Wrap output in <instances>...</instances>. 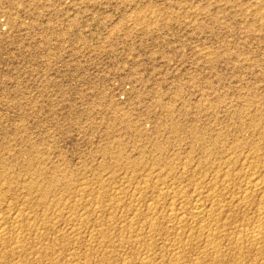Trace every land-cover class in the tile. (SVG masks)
<instances>
[{"label":"rangeland","instance_id":"374dc122","mask_svg":"<svg viewBox=\"0 0 264 264\" xmlns=\"http://www.w3.org/2000/svg\"><path fill=\"white\" fill-rule=\"evenodd\" d=\"M258 182L264 0H0V220L20 215L26 235L0 242V264H137L149 246L158 264H264V227L247 242L264 226ZM173 207L211 226L172 254Z\"/></svg>","mask_w":264,"mask_h":264},{"label":"bare ground","instance_id":"6f19581e","mask_svg":"<svg viewBox=\"0 0 264 264\" xmlns=\"http://www.w3.org/2000/svg\"><path fill=\"white\" fill-rule=\"evenodd\" d=\"M257 158V157H256ZM255 159V158H254ZM31 162V161H30ZM29 162V163H30ZM251 163V162H250ZM28 167V166H27ZM29 170V169H28ZM154 171V170H153ZM32 173V172H31ZM153 174V173H152ZM227 175V174H226ZM4 176V175H3ZM216 176V175H215ZM256 176V175H255ZM31 177V176H30ZM2 178V177H1ZM215 178V177H214ZM219 179V178H218ZM151 180V179H150ZM156 180V179H155ZM157 181V180H156ZM49 182V181H48ZM52 182V183H51ZM50 183L52 184V185H55L56 184V181H51ZM155 182V181H154ZM225 182V181H224ZM159 183V182H158ZM162 183V182H161ZM50 184V185H51ZM67 184V183H66ZM49 185V184H48ZM47 185V187H49ZM51 185V186H52ZM162 185V184H161ZM249 185V184H248ZM253 185V184H252ZM50 186V187H51ZM172 186V185H171ZM221 186V185H220ZM256 186V188L258 189H256L257 191H261L262 193H264V184L262 185L260 182H258V183H256L255 185H254V187ZM2 187V186H1ZM47 187L46 188H44V189H39V192H40V194H41V197L42 198H45L46 199V197H47V195L49 194V192H50V189L48 190L47 189ZM84 187H85V185H84ZM28 188V187H27ZM33 188V187H32ZM52 188V187H51ZM147 188H148V186H147ZM146 188V189H147ZM154 188H155V186H154ZM251 188V187H250ZM35 189V188H34ZM37 189V188H36ZM104 190V189H103ZM109 190V189H108ZM159 190V189H158ZM243 190V189H242ZM37 191H38V189H37ZM119 191V190H118ZM124 191V190H123ZM135 191V190H134ZM162 191V190H161ZM251 191H253V190H251ZM251 191H245V193L243 194V195H245L243 198V200H246V199H248V198H250L252 195H253V193L251 192ZM28 192V191H27ZM120 192V191H119ZM129 192V191H128ZM167 192V191H166ZM166 192H164L165 194H162V196L163 197H165V195L166 196H168V195H170V194H166ZM30 193V192H29ZM83 193V192H82ZM124 193V192H123ZM137 193V192H136ZM135 193V194H136ZM175 193V192H174ZM181 193V192H180ZM185 193H186V191H185ZM184 193V194H185ZM260 193V192H259ZM80 194V193H79ZM140 194V193H139ZM142 194V193H141ZM158 194V193H157ZM160 193H159V196L161 195ZM215 194H216V192H215ZM255 194V193H254ZM35 195V194H34ZM88 195V194H87ZM128 195V194H127ZM171 195H172V193H171ZM178 195H179V193H178ZM182 195V194H181ZM211 194L209 193V196H210ZM212 195H213V193H212ZM40 196V195H39ZM119 196H122V194L120 195V193H119ZM118 196V197H119ZM136 196V195H135ZM173 196V195H172ZM171 196V197H172ZM180 196V195H179ZM220 196V195H219ZM235 196V195H234ZM260 196H261V194H260ZM53 197V196H52ZM82 197V196H81ZM107 197V196H106ZM149 197V196H148ZM174 197V196H173ZM181 197V196H180ZM182 197H183V195H182ZM204 197V196H203ZM5 198V197H4ZM34 198V197H33ZM142 198V197H141ZM168 198V197H167ZM206 198V197H205ZM210 198H212V196L210 197ZM259 198V197H258ZM107 199V198H106ZM140 199V198H139ZM165 199V198H164ZM168 199H170V197L168 198ZM167 199V200H168ZM173 199V198H172ZM176 199V198H175ZM183 199V198H182ZM200 199V198H199ZM207 199V198H206ZM209 199V198H208ZM212 199H214V198H212ZM216 199V198H215ZM225 199V198H224ZM7 200V199H6ZM81 200V199H80ZM83 200V199H82ZM85 200V199H84ZM221 200V199H220ZM223 200V199H222ZM239 200V199H238ZM34 201V200H33ZM130 201V200H129ZM135 201V200H134ZM151 201V200H150ZM165 201V200H164ZM170 201H172V200H170ZM174 201V200H173ZM176 201V200H175ZM175 201H174V204H175ZM188 201V200H187ZM199 201V200H198ZM201 201V200H200ZM213 201V200H212ZM249 201V200H248ZM263 201V200H262ZM102 202V201H101ZM114 202V201H113ZM141 202V201H140ZM177 202H178V200H177ZM197 202V201H196ZM195 202V203H196ZM211 202V201H210ZM240 202V201H239ZM53 203V202H52ZM100 203V202H99ZM133 203H135V202H133ZM153 203V205L152 206H157V205H159L160 203H158L157 201L154 203V202H152ZM151 203V204H152ZM194 203V204H195ZM200 203V202H199ZM199 203H198V205H199ZM217 203V202H216ZM2 204V203H1ZM44 204V203H43ZM150 204V203H149ZM171 204V203H170ZM174 204H173V206H174ZM178 203H176V205H177ZM183 204H185V203H183ZM232 204V203H231ZM244 204V203H243ZM4 205V204H3ZM22 205V204H21ZM48 205V204H47ZM100 205V204H99ZM110 205V204H109ZM113 205V204H112ZM187 205H189V204H187ZM196 206L193 208L194 209V211L196 212V215H198V214H202V213H204V212H206V211H203V207H200V206H198L197 205V203L195 204ZM224 205V204H223ZM248 205V204H247ZM1 206V205H0ZM46 206V205H45ZM91 206V205H90ZM179 206H180V204H179ZM216 206H217V204H216ZM10 207V206H9ZM32 207V206H31ZM31 207H29L30 209H31ZM38 207V206H37ZM98 207V206H97ZM113 207V206H112ZM160 207V206H159ZM186 207V206H185ZM220 207V206H219ZM221 207H223V206H221ZM12 208V207H11ZM10 208V209H11ZM40 208V207H39ZM110 208V207H109ZM119 208V207H118ZM153 207H151V209H152ZM158 208V207H157ZM156 208V209H157ZM175 207H173L172 209H170V211L168 212V214L165 216V220H163V221H165L166 222V225H167V230L168 229H170V230H172L173 229V231H175V233H174V237H175V241H174V243L173 244H171L170 245V247L168 246V248H171L170 250L172 251V254H173V252L176 250V249H180L181 247H183V246H185L186 244H184L183 243V241H182V239L184 238V236L187 234V233H189V237H192L191 235L194 233V231H200V232H202V231H205L206 229H209V227L211 226V223L209 224V223H201V222H196V224H194V226L193 227H191L190 225H189V223L190 222H188V219H189V217H188V219L186 220L184 217H182L179 213L180 212H178V210L179 209H174ZM182 208V207H181ZM187 208V207H186ZM189 208H190V206H189ZM205 208V207H204ZM217 208V207H216ZM216 208H214V209H216ZM263 208V207H262ZM261 208V209H262ZM26 209V208H25ZM44 209V208H43ZM79 209V208H78ZM82 209V208H81ZM125 209V208H124ZM150 208H149V210H151ZM167 209V208H166ZM169 209H167V211L169 210ZM192 209V210H193ZM206 209V208H205ZM208 209V208H207ZM206 209V210H207ZM211 210H212V208H210ZM213 209V210H214ZM240 209V208H239ZM15 210V209H14ZM19 210V209H18ZM142 210V209H141ZM183 210V209H182ZM191 210V209H190ZM209 210V209H208ZM221 210V209H220ZM84 211H85V209H84ZM102 211V210H101ZM116 211H118V210H116ZM133 211V210H132ZM143 211V210H142ZM154 211V210H153ZM179 211H181V209L179 210ZM187 211V210H186ZM218 211V210H217ZM223 211V210H222ZM231 211V210H230ZM21 211H19V213H20ZM23 212V211H22ZM57 212V211H56ZM134 212V211H133ZM160 212H162V211H160ZM185 212V211H184ZM190 212V211H189ZM192 212V211H191ZM195 212H192L193 214L195 213ZM211 213H212V211H210ZM209 212V213H210ZM264 212V211H263ZM14 213V212H13ZM50 213V212H49ZM104 213V212H103ZM147 213V212H146ZM154 213H155V211H154ZM163 213V212H162ZM208 213V212H207ZM214 213H216V211L214 210ZM213 213V214H214ZM218 213H219V211H218ZM262 213V212H261ZM18 214V213H17ZM16 214V215H17ZM23 214V213H22ZM105 214V213H104ZM134 214H135V212H134ZM158 214V213H157ZM260 214V213H259ZM4 215V214H3ZM27 215V214H26ZM28 215H29V213H28ZM62 215V214H61ZM71 215V214H70ZM73 215V214H72ZM79 215V214H78ZM112 215V214H111ZM115 215V214H114ZM139 215H141V214H139ZM195 215V214H194ZM204 215V214H203ZM228 215V214H227ZM18 216H20V215H18ZM17 216V217H18ZM32 216H33V214H32ZM156 216V215H155ZM184 216V215H183ZM186 216V215H185ZM208 216H210L209 214H208ZM217 216V215H216ZM16 217V218H17ZM70 217V216H69ZM74 217V216H73ZM72 217V218H73ZM80 217V216H79ZM79 217H78V219H79ZM89 217V216H88ZM97 217V216H96ZM105 217V216H104ZM129 217V216H128ZM199 217H200V215H199ZM198 217V218H199ZM16 218H15V222L11 225V224H9L8 226H10V227H8L6 224H7V222L5 223L4 221V223L2 222V220L3 219H1L0 220V242L2 243H5V245H6V242H7V240H8V236L9 235H11L12 234V232L11 231H16V232H18V234L16 235V238L14 239V243H13V245L12 246H14V247H12L11 248V251L12 252H15V249L16 250H20V249H22L24 246H25V243H26V238H25V236L26 235H23V233H25V232H23L22 230H20V228H18L17 227V220H16ZM98 218V217H97ZM134 218H135V216H134ZM137 218L138 219H140L138 216H137ZM143 218H144V216H143ZM142 218V219H143ZM18 219V218H17ZM43 219V218H42ZM53 219V218H52ZM57 219V218H56ZM61 219V218H60ZM65 219V218H64ZM77 219V218H76ZM86 219V218H85ZM132 220L130 221V222H128V225L130 226V227H128V228H131L132 226H135L136 224H135V220L133 219V218H131ZM136 219V218H135ZM155 219V218H154ZM157 219H161V218H157ZM193 219V218H192ZM191 219V220H192ZM196 219V218H195ZM195 219H194V221H195ZM206 219V218H205ZM208 219V218H207ZM261 219H263V218H261ZM40 220V219H39ZM46 220V219H45ZM112 220V219H111ZM128 220V219H127ZM264 220V219H263ZM49 221V220H48ZM55 221V220H54ZM65 221H67V220H65ZM70 221V220H69ZM73 221V220H72ZM144 221V220H143ZM146 221V220H145ZM218 221V220H217ZM236 221V220H235ZM40 222V221H39ZM42 222V221H41ZM56 222H58V221H56ZM99 222V221H98ZM114 222V221H113ZM126 222V221H125ZM150 222V221H149ZM192 222V221H191ZM202 222H203V220H202ZM213 222V221H212ZM258 222H259V220H258ZM49 223V222H48ZM119 223V222H118ZM146 223H148V221L146 222ZM214 223V222H213ZM212 223V224H213ZM22 224V223H21ZM80 224V223H79ZM90 224V223H89ZM126 224V223H125ZM142 224V223H141ZM140 224V225H141ZM163 224H164V222L162 223H160L159 222V220L158 221H153V222H150L149 224H148V229H149V231H150V233H151V231H157V232H159V231H161V229L163 228ZM193 224V223H192ZM218 224V223H217ZM228 224V223H227ZM245 224V223H244ZM259 224H260V222H259ZM20 225V224H19ZM36 225V224H35ZM39 225V224H38ZM51 225V224H50ZM53 225V224H52ZM143 225V224H142ZM145 225V224H144ZM165 225V224H164ZM225 225V224H224ZM261 225V224H260ZM260 225L256 228V229H254V232H253V234L252 233H250V232H248L249 233V235H251L252 234V236L251 237H249V236H247V237H249L252 241H247V242H256V241H258V239H259V236H261L263 233H262V227H264V226H261L260 227ZM25 226H26V224H25ZM49 226V225H48ZM54 226H55V224H54ZM57 226H59L58 224H57ZM79 226V225H78ZM97 226V225H96ZM104 226V225H103ZM108 226V225H107ZM138 226V225H137ZM245 226V225H244ZM249 226V225H248ZM27 227V226H26ZM33 227H35V226H33ZM37 227H39V226H37ZM53 227V226H52ZM74 227V226H73ZM80 227V226H79ZM84 227V226H83ZM94 227V226H93ZM101 227V226H100ZM110 227V226H109ZM117 227V226H116ZM123 227V226H122ZM136 227V226H135ZM213 227V226H212ZM215 227H216V225H215ZM252 227V226H251ZM64 228V227H63ZM95 228V227H94ZM105 228V227H104ZM126 228V227H125ZM137 228V227H136ZM145 228H147V227H144V229ZM223 228V227H222ZM242 228V227H241ZM53 229H54V227H53ZM65 229H66V227H65ZM80 229V228H79ZM97 229H98V227H97ZM112 229V228H111ZM123 229V228H122ZM141 229V228H140ZM224 229V228H223ZM225 229H226V226H225ZM237 229V228H236ZM264 229V228H263ZM44 230V229H43ZM48 230V229H47ZM55 230V229H54ZM130 230V229H129ZM128 230V231H129ZM133 230V229H132ZM132 230H130V231H132ZM135 230V229H134ZM147 230V229H146ZM179 230H181L180 232H179ZM211 230V229H210ZM213 230V229H212ZM217 230V229H216ZM246 230H247V228H246ZM250 230V229H249ZM27 231V230H26ZM28 231H31V229L30 230H28ZM77 229H75V227L74 228H71V229H69V230H67V231H64L63 233H60L59 235L61 236V234L63 235V236H61V237H63L64 239L65 238H71V235H74L75 233H77ZM137 231V230H136ZM142 231V230H141ZM149 231H147V232H149ZM172 231V232H173ZM178 231V232H177ZM215 231V230H214ZM252 231V230H251ZM146 232V233H147ZM152 232V233H153ZM163 232V231H162ZM168 232V231H167ZM205 232H207V231H205ZM213 232V231H212ZM217 232V231H216ZM216 232H214V233H216ZM241 232V231H240ZM26 233H28V232H26ZM46 233H48V232H46ZM134 233H135V231H134ZM134 233H132V234H134ZM149 233V235L148 236H150L151 234ZM169 233H170V231H169ZM197 233V232H196ZM208 233V232H207ZM217 233H219V232H217ZM230 233V232H229ZM246 233V232H245ZM247 233V234H248ZM125 234V233H124ZM130 234V233H129ZM138 234H139V231H138ZM155 234V233H154ZM159 234V233H158ZM161 234V233H160ZM163 235L164 234H166V232H164V233H162ZM198 234V233H197ZM210 232H209V234H208V237H209V239H210V237H212V236H210ZM231 234V233H230ZM243 234V233H242ZM58 235V234H57ZM58 235V236H59ZM78 235H80V233L79 234H77V236ZM89 235H90V233H89ZM93 235V234H92ZM106 235V234H105ZM112 235V234H111ZM135 235H136V233H135ZM156 235V234H155ZM203 235V234H202ZM205 235H207V234H205ZM205 235H204V237H205ZM81 236V235H80ZM91 236V235H90ZM241 236V235H240ZM41 237H43V236H41ZM40 237V238H41ZM57 237V236H56ZM98 237V236H97ZM122 237V236H121ZM139 237H141L140 235H139ZM151 237V236H150ZM154 237V236H153ZM201 237V236H200ZM203 237V236H202ZM201 237V238H202ZM262 237V236H261ZM263 237H264V234H263ZM79 238V237H78ZM77 238V239H78ZM92 238V237H91ZM133 238V237H132ZM145 238V237H144ZM155 238H156V236H155ZM155 238H154V240H155ZM172 238V237H171ZM206 238V237H205ZM215 238V237H214ZM246 238V237H245ZM248 238V239H249ZM59 239V238H58ZM62 239V238H61ZM60 239V240H61ZM90 239V238H89ZM94 239V238H93ZM92 239V240H93ZM99 239V238H98ZM97 238H96V240H98ZM114 239V238H113ZM117 239H119V238H117ZM148 239V238H147ZM146 239V240H147ZM150 239V238H149ZM207 239L208 240V242H206V243H208V245H213V244H215L214 242H212V240L210 239ZM240 239V238H239ZM262 239V238H261ZM73 240V239H72ZM91 240V239H90ZM99 240H101V239H99ZM98 240V241H99ZM104 240V239H103ZM106 240H108V239H106ZM105 240V241H106ZM126 240H127V238H126ZM125 240V241H126ZM142 240V239H141ZM192 240V239H191ZM204 240H206V239H204ZM206 240V241H207ZM221 240V239H220ZM244 240V239H243ZM245 240H247V239H245ZM44 241V240H43ZM94 241V240H93ZM109 241V240H108ZM123 241V240H122ZM124 241V242H125ZM240 241V240H239ZM10 242V241H9ZM28 242V241H27ZM30 242V241H29ZM70 242V241H69ZM90 242V241H89ZM107 242V241H106ZM118 242V241H117ZM127 242V241H126ZM130 242V241H129ZM153 242V241H152ZM237 242H238V240H237ZM243 242V241H242ZM245 242V241H244ZM243 242V243H244ZM43 243V242H42ZM64 243V242H63ZM88 243V242H87ZM116 243V242H115ZM145 243V242H144ZM170 243V242H169ZM221 243V242H220ZM243 243H240V244H243ZM260 243V242H259ZM258 242H257V244L256 245H258L259 244ZM9 244V243H8ZM48 244H50V243H48ZM54 244V243H53ZM74 244V243H73ZM120 244V243H119ZM128 244V243H127ZM126 244V245H127ZM131 244H132V246L134 247V248H138L139 247V245L141 244H139L138 242H137V240L136 241H132L131 242ZM148 244V243H147ZM164 244V243H163ZM253 244V243H252ZM3 245V244H2ZM94 245H95V243H94ZM105 245V244H104ZM107 245V244H106ZM121 245V244H120ZM124 245V244H123ZM130 245V244H129ZM144 244H142L141 246H143ZM149 245V244H148ZM166 245V244H165ZM230 245V244H229ZM236 245V244H235ZM248 245V244H247ZM250 245V244H249ZM61 246V245H60ZM98 246V245H97ZM125 246V245H124ZM145 246V245H144ZM147 246V245H146ZM188 246V245H187ZM45 247H47V246H45ZM126 247V246H125ZM156 248H157V246H155ZM214 247H215V245H214ZM222 247V246H221ZM241 247V246H240ZM260 247H261V245H260ZM28 248V247H27ZM30 248V247H29ZM64 248V247H63ZM90 248V247H89ZM103 248V247H102ZM166 248V247H165ZM185 248V247H184ZM206 248H208L209 249V247L207 246ZM220 248V247H219ZM263 248V247H262ZM47 249V248H46ZM78 249V248H77ZM144 249H145V247H144ZM197 249H199V248H197ZM218 249V248H217ZM253 249V248H252ZM48 250V249H47ZM46 250V251H47ZM61 250V249H60ZM93 250V249H92ZM123 250V249H122ZM133 250V249H132ZM138 250H140V249H138ZM146 251V254H147V256L146 257H144V258H142L141 260H139V264H158V263H155L153 260H152V258H151V253H152V251L154 250H152V247L151 246H149L148 248L146 247V249H145ZM204 250V249H203ZM241 250V249H240ZM40 251V250H39ZM74 251V250H73ZM136 251V250H135ZM142 251H144V250H142ZM157 251V250H156ZM243 251V250H242ZM261 251V250H260ZM5 252V251H4ZM83 252V251H82ZM113 252V251H112ZM131 252H133V251H131ZM154 252V251H153ZM169 252V251H168ZM175 252H177V251H175ZM174 252V253H175ZM238 252H240V251H238ZM259 252V251H258ZM1 253V252H0ZM20 253H21V251H20ZM19 253V254H20ZM22 253H23V250H22ZM22 253L20 254V255H22ZM48 253V252H47ZM71 253V252H70ZM136 253V252H135ZM138 253H139V251H138ZM144 253V252H143ZM143 253L141 252V254L143 255ZM170 253V252H169ZM212 253V252H211ZM215 253V252H214ZM264 253V252H263ZM15 254V253H14ZM55 254V253H54ZM61 254V253H60ZM93 254V253H92ZM99 254V253H98ZM134 254V253H133ZM171 254V253H170ZM191 254V253H190ZM208 254V253H207ZM219 254V253H218ZM259 254V253H258ZM16 255V254H15ZM30 255V254H29ZM28 255V256H29ZM32 255V254H31ZM30 255V256H31ZM39 255V254H38ZM42 255V254H41ZM214 255H216V254H214ZM92 256V255H91ZM121 256V255H120ZM153 257H154V255H152ZM179 256V255H178ZM191 256V255H190ZM210 256V255H209ZM216 256H218V255H216ZM244 256V255H243ZM32 257V256H31ZM71 257H72V255H71ZM98 257H100V256H98ZM104 257V256H103ZM79 258V257H78ZM105 258V257H104ZM107 258H108V255H107ZM135 258H137V257H135ZM234 258V257H233ZM38 259V258H37ZM75 259V258H74ZM84 259V258H83ZM128 259V258H127ZM155 259V258H154ZM237 259V258H236ZM242 259V258H241ZM244 259V258H243ZM254 259V258H253ZM1 260V259H0ZM61 260V259H60ZM87 260V259H86ZM98 260V259H97ZM104 260V263H105V261H106V258L105 259H103ZM110 260V259H109ZM109 260H108V262H109ZM126 260V259H125ZM128 260H130V259H128ZM127 260V261H128ZM133 260V259H132ZM137 260V259H136ZM158 260V259H157ZM213 260H214V258H213ZM229 260V259H228ZM11 261V260H10ZM49 261V260H48ZM69 261V260H68ZM82 261H84V260H82ZM88 261V260H87ZM114 261H115V259H114ZM131 261V260H130ZM135 261V260H134ZM165 261V260H164ZM177 261H179V260H177ZM217 261V260H216ZM264 261V260H263ZM30 262V261H29ZM37 262V261H36ZM40 262V261H39ZM55 262V261H54ZM118 262V261H117ZM120 262V261H119ZM159 262H161V261H159ZM199 262H201V261H198V263ZM249 262V261H248ZM132 263V262H131ZM137 263V264H138ZM189 263V262H188ZM203 263V262H202ZM201 263V264H202ZM227 263V262H226ZM4 264V263H3ZM10 264V263H9ZM42 264V263H41ZM108 264H110V263H108ZM120 264V263H119ZM122 264H128V263H126V262H123ZM130 264V263H129ZM160 264V263H159ZM163 264V263H162ZM173 264H174V262H173ZM177 264H179V262H177ZM221 264V263H220Z\"/></svg>","mask_w":264,"mask_h":264}]
</instances>
